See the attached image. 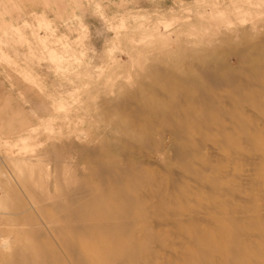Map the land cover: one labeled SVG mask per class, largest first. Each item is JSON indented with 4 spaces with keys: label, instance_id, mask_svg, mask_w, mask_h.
<instances>
[{
    "label": "rangeland",
    "instance_id": "rangeland-1",
    "mask_svg": "<svg viewBox=\"0 0 264 264\" xmlns=\"http://www.w3.org/2000/svg\"><path fill=\"white\" fill-rule=\"evenodd\" d=\"M0 264H264V0H0Z\"/></svg>",
    "mask_w": 264,
    "mask_h": 264
}]
</instances>
